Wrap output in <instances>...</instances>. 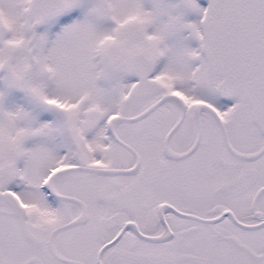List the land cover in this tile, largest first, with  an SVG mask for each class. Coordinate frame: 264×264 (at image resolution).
<instances>
[{
  "label": "snow or ice",
  "instance_id": "6c2138e0",
  "mask_svg": "<svg viewBox=\"0 0 264 264\" xmlns=\"http://www.w3.org/2000/svg\"><path fill=\"white\" fill-rule=\"evenodd\" d=\"M0 264H264V0H0Z\"/></svg>",
  "mask_w": 264,
  "mask_h": 264
}]
</instances>
